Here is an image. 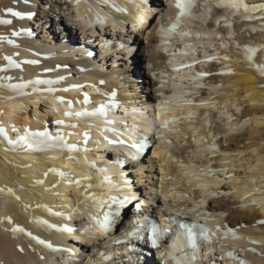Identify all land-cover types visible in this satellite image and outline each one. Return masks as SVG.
Instances as JSON below:
<instances>
[{"label":"bare ground","instance_id":"6f19581e","mask_svg":"<svg viewBox=\"0 0 264 264\" xmlns=\"http://www.w3.org/2000/svg\"><path fill=\"white\" fill-rule=\"evenodd\" d=\"M219 2L197 0V8H211V14L184 19L178 31L195 33L200 26L201 39L196 42L193 36L192 48H187L174 37L173 51L189 55L173 56L163 50L159 29L175 21V0H0V18L12 20L0 25L5 37L0 40V68L8 64L5 57L20 64L0 71V78L11 77L0 79V85L59 81L52 85L55 92L46 84L22 90L0 86V127L13 141L26 129H47L76 145L75 150L57 146L43 151L17 145L13 151L0 136V264H176L163 253L171 251L181 224L197 225L194 264H264V77L234 48V42L264 43L259 31L264 13H255L253 20L233 17L232 28L221 26L217 39L211 27L227 15ZM7 8L33 15L13 17ZM55 10L68 17V42L62 43L46 24ZM14 31L21 35L13 36ZM217 54L221 59L208 60ZM33 60L38 63H25ZM172 60L204 62L177 72ZM255 62L264 63V51ZM198 73L208 75L197 80ZM177 76L184 79L174 81ZM85 94L89 103H83ZM170 96H186L193 103L173 101L161 110V101ZM101 104L109 105L106 118L65 115L92 112ZM194 114L197 135L189 131ZM173 119L172 131H165L164 121ZM145 140L147 147L137 155L130 145ZM200 169H211L213 175H201ZM209 180L208 186H199ZM109 212L107 228L102 227ZM151 221L169 229L159 247L151 242ZM17 226L25 232L13 231ZM63 228L72 231L58 230ZM229 228L239 239L225 236Z\"/></svg>","mask_w":264,"mask_h":264},{"label":"snow or ice","instance_id":"6c2138e0","mask_svg":"<svg viewBox=\"0 0 264 264\" xmlns=\"http://www.w3.org/2000/svg\"><path fill=\"white\" fill-rule=\"evenodd\" d=\"M24 3H28L29 0H23ZM175 7L177 9H179L176 17H175V21L169 26V27H163L161 26V28L159 29V34L164 38L163 40V50L164 51H172L173 56L176 55H182V56H188L189 53L187 52H179V51H173L174 49V45L170 44L171 39L178 38L180 43L184 44L185 47L187 48H192V44L189 42L191 40V38L193 36L196 37V42H199L202 36L201 31L199 30L200 26H198V30L193 33L190 31H186V32H180L178 31L179 27L182 24V21L184 19H192L194 14L198 15L199 18H202L205 13L207 14H211V8H208L206 10H204L203 12H201L198 8H197V0H175ZM217 7L219 8H223L227 10V15L225 16H221L219 19L216 20V24L219 25L221 23V21L224 22L225 26L229 29L232 28V22H233V17H236L237 15H239L242 19L244 20H253L256 19L257 17L254 15L257 12H262L264 13V4H258V5H248L247 3H245V0H220V2L218 3ZM194 10H196V12L194 13ZM117 11H123V9H117ZM5 12L10 14L13 17H17V18H26V17H31L33 15V13H24V12H20V11H15L13 8H7L5 9ZM260 19L264 20V16H261ZM99 20V17H98ZM12 23L11 19H4V18H0V25H10ZM258 29L256 28H252L251 31L255 32ZM21 31H27V30H21ZM21 31H14L12 33L13 36H20L21 35ZM259 31L264 32V27H261L259 29ZM28 35H31L30 31L27 32ZM205 34H207V30H205ZM211 35L216 36L217 39H219V34L216 32H212ZM228 35L230 38H234V32H232L231 30L228 32ZM5 37L0 36V40H4ZM8 43L9 44H14V41L11 39H8ZM221 47H227V45H224L223 43H221ZM234 48L236 50V52L242 56L243 61L251 68H254L258 74L261 77H264V63H256L255 62V57L257 55L258 52H262L264 51V43H260L258 45L252 46V45H248L245 44L243 46H241L238 43L234 42ZM194 51V50H193ZM5 59L8 61V64L6 65L5 68H0V71H7L9 68H19L20 64L18 62H16L12 57H5ZM215 59H221V57L217 54V55H213L211 57H208V60H215ZM224 60H228L229 57L224 56L223 57ZM204 61H199V60H194L191 62H187L184 64H181L179 61L176 60H172L170 61V64L172 65L174 71H180L181 68H190L192 66V64L194 63H203ZM25 63H31V64H36L38 63V61H25ZM229 71H231V69H228ZM208 75V73H198L197 77L195 79H199L200 77L206 76ZM0 79H3L5 81H8L11 79V77H2ZM60 79H64L63 77H61ZM174 81L176 80H180L182 81L184 79V77L181 76H177V77H173L172 78ZM58 80H34V81H28V82H22L19 84H11V83H7L4 85H0V86H4V87H8L10 89L13 90H22L27 88L30 84L32 85H40V84H46L48 85V91L49 92H55L56 89L52 87V85L58 83ZM174 87H180L182 85H173ZM196 87H203V85L196 83L195 85ZM77 87V86H74ZM261 87H264V85H261ZM67 90V89H65ZM115 95V94H113ZM187 95H193V94H187ZM61 102H63V98H60ZM173 101H182L184 103L187 104H192L193 101L189 100L186 98V96H170V97H164L163 100L161 101L160 104V108L161 110H163L164 108H166L171 102ZM89 97L87 96V94H85V99L83 101V103H89ZM69 104V107L72 106V102L68 101L67 102ZM205 104L207 103V101L204 102ZM109 105L106 104H101L97 109H95L92 112H88L87 110L82 111V112H66L65 115L66 116H76L78 118L80 117H93V116H103L106 118L107 115V109H108ZM198 114H194L193 117V125L190 126L189 131L192 132L194 135L199 134L200 129L195 127V116ZM58 125H62L64 124L63 120H57L55 122ZM108 123H113L112 121H108ZM175 123V120H165L163 123V128L165 131H172V129H169V124ZM69 127H76V125H67ZM106 131H115V129H105ZM85 143L87 142L88 139V133H85ZM0 136H3V138L5 140H7L9 145H12V149L11 150H15V147L17 145L20 146H26L29 149L32 150H36V151H43V150H47L53 147H60V148H70L75 150L76 149V145H70L67 143L65 136L63 134H57L56 136H53L51 132H49L47 129H45L44 131H37V132H33L31 130H25V134L23 136H20L17 140L13 141L10 138H8L7 136V132L3 127H0ZM201 139H204L206 137L204 136H200ZM109 143H115V141H109ZM121 143H123L121 141ZM169 145H171V142L169 141ZM130 147L136 149V153L137 155H139L140 153H142L145 148L147 147V142L146 140L142 143L139 144H132L130 145ZM85 151H87V149H85ZM208 151H215V148H210L208 149ZM52 172L56 173L57 175L63 177L65 175L64 172L58 171L56 169H52ZM196 170L193 169V174H195ZM201 175H208V176H212L213 172L211 171V169L208 170V172L206 173L203 169L199 170ZM47 175V173L45 174ZM38 183H43V181H38ZM81 182L78 180L76 181V184L79 185ZM212 181L209 180L207 182H201L199 184V186L201 188H204L206 186H208L209 184H211ZM87 187H91V185H88ZM3 189H0V192H3ZM9 192V194L11 195H15V193L13 192L12 189H8L7 190ZM209 195L215 196L218 195L217 193H209ZM85 197L87 198V192H85ZM17 199H19V197H16ZM128 198L126 197V200ZM113 202H116L115 198H113ZM123 203V202H121ZM201 203H205V201H201ZM46 207V206H43ZM48 211H51V209H48ZM193 211H195V209H193ZM56 215H59L58 213H55ZM112 213L109 212L108 216L105 217V221L104 223L101 225L102 227L107 228L108 222H109V218L111 217ZM38 224H48L47 221L44 220H37L35 221ZM261 223H264V221H261ZM49 227H56L55 225H48ZM197 227V225H192L189 226L187 224H181L180 228H181V232H179L175 239L173 240L170 248L171 251L165 252L163 253L164 255H167L169 257H171V259H173L176 264H194V262L196 261V249L198 247L197 245V233L194 231V229ZM217 228L219 229V224L217 223ZM60 231H72V229L70 228H63V229H58ZM13 231L16 232H25V229L17 226ZM150 231L152 233V245L154 247H159V241L160 239L165 236L169 229L166 228H160L155 221H151L150 222ZM206 231V230H205ZM27 235L32 236V233H27ZM228 235H231L234 239H239V237H237L235 235V231L231 228L227 229V231L225 232V236L227 237ZM34 239H37L39 243L41 244H46L47 247L51 248L52 245L48 244L46 241L44 240H40L39 237H33ZM253 243H259L258 241H252ZM186 248H191L192 252L188 253L185 251ZM23 249H21L22 251ZM254 251V249H253ZM176 253H181V255L178 257L176 255ZM101 255H103V253H101ZM229 256H232V253L228 254ZM107 258V257H106ZM246 264V262H245Z\"/></svg>","mask_w":264,"mask_h":264},{"label":"rangeland","instance_id":"374dc122","mask_svg":"<svg viewBox=\"0 0 264 264\" xmlns=\"http://www.w3.org/2000/svg\"><path fill=\"white\" fill-rule=\"evenodd\" d=\"M68 17H67V15L64 13V12H62L61 10H55V12L53 13V14H51V16H49V17H46L45 18V21H46V24L47 25H49V31H51V32H53L54 34H56L57 36H61L60 38H61V40H62V43L64 42H68V40H69V36L67 35V27L69 26V23H68ZM55 20H58L60 23L59 24H57L56 23V21ZM84 33L83 32H81V34L79 35L80 36V38L79 39H82L83 38V40L85 39L83 36H85V35H83ZM86 41V40H85ZM141 41H142V39H141ZM140 45V44H139ZM65 50V49H64ZM66 51V50H65ZM124 58L123 59H125L126 58V56H123ZM140 57V61H141V63L142 62H144V59L145 58H143V57H141V56H139ZM114 60V59H113ZM139 61V62H140ZM113 62H115V61H113ZM115 64H117V63H115ZM130 65L132 66V64L130 63ZM32 109V108H31ZM133 178V177H132ZM141 214H143V212L141 213Z\"/></svg>","mask_w":264,"mask_h":264}]
</instances>
